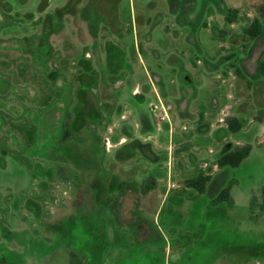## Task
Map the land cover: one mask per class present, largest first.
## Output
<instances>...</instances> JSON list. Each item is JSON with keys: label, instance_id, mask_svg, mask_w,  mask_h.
I'll return each instance as SVG.
<instances>
[{"label": "rangeland", "instance_id": "374dc122", "mask_svg": "<svg viewBox=\"0 0 264 264\" xmlns=\"http://www.w3.org/2000/svg\"><path fill=\"white\" fill-rule=\"evenodd\" d=\"M196 1L185 27L171 0H0V264H264V35L244 33L264 0H223L234 24ZM129 129L158 165L123 163ZM226 144L253 152L226 172L202 161ZM210 167L208 194L186 188ZM229 183L234 203L213 206Z\"/></svg>", "mask_w": 264, "mask_h": 264}, {"label": "trees", "instance_id": "16d2710c", "mask_svg": "<svg viewBox=\"0 0 264 264\" xmlns=\"http://www.w3.org/2000/svg\"><path fill=\"white\" fill-rule=\"evenodd\" d=\"M171 0L170 5L172 8L178 7L179 11L182 12L181 16L178 18V21L180 24H185L184 26L190 27L192 25H195L194 21L189 18V14H187L184 11V4L186 3V0ZM196 1V0H195ZM198 2L199 6L201 7V10L197 13V16L199 18H204L205 15H207V12L210 7H218L219 10L222 11V14L228 24H234L238 20V15L239 12L234 9H228V8H223V0H197L196 3ZM178 9L174 10V14H178ZM195 11V10H194ZM193 11V12H194ZM186 13V14H185ZM191 29V28H190ZM195 27H193V31L191 29L190 35H193ZM245 35L249 37L251 41H256L260 39L264 35V24L259 20V19H254L251 24H249L245 29H244ZM186 65L184 64L182 67H177L180 68L178 70H186ZM176 69V67H174ZM177 70V71H178ZM261 75L264 77V60L261 63L260 67ZM49 77L53 80L56 81L58 79V74L52 73L49 75ZM136 98H138V103L144 102V97L140 95H135ZM260 120L264 119V110H262L260 113ZM181 118H187L185 116H182ZM199 121H204V114L201 113L199 117ZM226 125L228 128L229 133L234 135L235 137H238V135L242 131V123L241 121L236 118V117H230L226 119ZM124 131V136L131 141L138 142L140 146H138L140 149L138 151L132 152L128 157L124 158L123 163H129L131 160L137 158V157H143L145 154L146 150L148 151V155L152 160L153 166H156L159 164V160H161V156H158L152 147V144L150 143H142L140 140L135 138L133 132L131 129L129 130H123ZM72 133L67 128L64 131L63 135V140H69L72 137ZM116 141V140H115ZM97 142L101 143V137L97 138ZM129 144V143H127ZM127 144H124V146H127ZM253 152V147L249 144L244 145V146H239L235 144H226L223 148L222 151L214 156H211L210 158L206 159L203 158L202 161H210L211 164L215 163L222 172H226L228 170H237L239 169L243 163L250 158L251 154ZM165 159V158H163ZM185 164V162L183 161ZM196 163V162H195ZM183 164V165H184ZM182 166V165H181ZM212 168H208L207 171L204 170H194L192 173H194L191 177H184L183 174H181V177L186 185L187 189H191L193 192L199 194V195H206L209 192L210 186L212 185L213 181L216 179L215 177H212L210 175V171ZM182 173L184 172H189V170H186V168H183L180 170ZM61 175L64 177L63 172L64 170H60ZM153 175L147 178L142 185L137 186V189L139 188V191L142 193L143 196H147L153 191L157 189L158 186V178L160 177V172L155 168L154 172L152 173ZM112 185V184H111ZM119 185V184H118ZM122 184L121 186H123ZM120 186V185H119ZM117 186V189L119 188ZM114 191L116 188L113 189ZM112 187H109L108 192L112 194L113 192ZM263 195H264V190H263ZM223 203H228V204H233L234 199H233V185L228 184L225 187H223L218 194L214 197L212 204L213 206H218ZM70 264H85L84 261L75 253L70 254Z\"/></svg>", "mask_w": 264, "mask_h": 264}]
</instances>
